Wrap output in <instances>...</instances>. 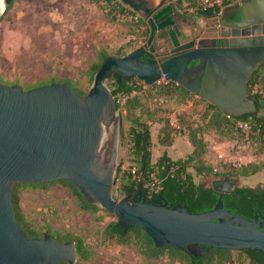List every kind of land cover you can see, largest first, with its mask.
Here are the masks:
<instances>
[{"label":"water","instance_id":"1","mask_svg":"<svg viewBox=\"0 0 264 264\" xmlns=\"http://www.w3.org/2000/svg\"><path fill=\"white\" fill-rule=\"evenodd\" d=\"M144 13L151 36L124 58L104 61L85 96L70 84H50L24 92L18 86L0 84V264H76L74 242H60L45 234L30 238L20 225L13 202L12 185H45L71 182L91 204L117 217L126 234L142 229L159 247L187 250L201 257L206 248L231 251L255 250L264 254V219L248 220L224 208L222 198L212 211L191 214L186 206L168 209L152 205L140 192L136 201H120L113 195L119 130L106 166L104 137L117 104L107 82L136 78L148 86L173 82L207 101L230 118L257 113L249 96V82L264 66V0L239 4L240 22L219 21L213 34L182 41L173 5L152 8L146 0H120ZM6 0H0V19ZM197 30H194V33ZM210 31V30H209ZM169 33L173 49L159 56L155 34ZM223 42V46L218 43ZM151 56L148 60H144ZM193 62L198 64L191 66ZM226 181L216 190L229 194ZM264 189V186L259 188Z\"/></svg>","mask_w":264,"mask_h":264},{"label":"rangeland","instance_id":"2","mask_svg":"<svg viewBox=\"0 0 264 264\" xmlns=\"http://www.w3.org/2000/svg\"><path fill=\"white\" fill-rule=\"evenodd\" d=\"M161 1L176 8L180 23L188 19V23L182 24L187 29L201 32L208 27L209 22L197 16L198 7L203 6L201 0H192L196 6H192L189 0ZM228 1L231 6L245 0ZM157 4L153 8H157ZM128 9L136 15H125L121 17L120 24H114L90 0H15L13 8L5 10L0 19V84L18 86L27 92L45 85L67 83L80 96L87 95L94 81L100 51L122 58V55H129L149 41V33H144L149 32L151 26L144 13ZM136 17L144 19V24H136ZM160 42L154 39L153 44L159 47ZM164 51L165 48L160 47L158 53ZM261 73H264V67ZM165 83L155 84L151 90L148 85L143 86V91L134 94L138 97L137 115L150 125L154 158L164 152L172 159L188 158L192 151L189 135L199 129L198 136L208 146L203 159L213 165L216 172L223 174L224 167L240 170L242 165L264 161V156L257 154L256 145L231 141L216 132L210 125V103L194 95L185 104H180V99L161 93L160 85ZM142 84L145 83L140 82ZM123 104L124 101L121 107L117 104L115 122L119 130V145L113 195L120 201L128 198L119 192L123 172L133 165L128 136L130 122L126 120ZM260 114L264 115V110ZM166 121L171 123L174 131H178L172 132L173 143L169 147L160 144L161 130ZM189 172L192 173L193 169L190 168ZM226 181L222 176L195 177V183L206 186L217 182L223 186ZM237 184L255 189L263 187L264 166L256 174L249 170L248 175L237 178ZM15 192L24 222L37 235L36 238L50 234L59 241L73 237L83 241L87 259L77 257L76 263L180 264L171 262L168 257L148 260L141 253L144 248L139 239L131 238L130 242L121 243L117 237H111L107 234L108 227L117 222V217L104 211L94 213L84 209L74 189L61 181L43 186L19 184ZM129 200L131 202V197ZM249 263L245 255L235 253L234 262L226 264Z\"/></svg>","mask_w":264,"mask_h":264},{"label":"trees","instance_id":"3","mask_svg":"<svg viewBox=\"0 0 264 264\" xmlns=\"http://www.w3.org/2000/svg\"><path fill=\"white\" fill-rule=\"evenodd\" d=\"M90 1L99 6L105 12L109 21L114 24H120L122 22L121 17L125 15H136L122 4L120 0ZM189 1L192 6H196L192 0ZM14 2L15 0H6L7 11L13 8ZM229 4L230 2L228 0H223V4L220 6H199L197 16L198 18L209 19L223 14L227 21L237 20L238 17L231 16L229 13L232 9L238 7L240 11L238 14H241L242 10L239 4L231 6ZM137 22L136 24L142 25L144 24V19L139 18ZM148 33L150 38L151 30L149 32L146 31L144 35H148ZM126 56L127 54H124L121 57L124 58ZM109 58L111 56L106 51H100L98 53L99 64L94 69L95 74L100 69L102 63ZM263 67H258L249 82V96L256 103L257 113L245 115L240 118H230L218 108L210 105V109L212 110L210 125L214 127L216 132L221 137L231 141L248 143L252 146L256 145L259 156H264V115L260 114L264 110V73H261ZM140 82L142 81L136 78L126 79L113 76L107 84L118 107H121V102L124 101L123 106L127 112L126 120L130 122L128 136L131 145L130 150L133 157V165L127 171L123 172L119 188L120 194L125 197H129L130 195L139 197L142 191L143 197L152 205L159 206L167 203L168 209L176 206H186L191 214L212 211L219 199L222 198L224 208L232 214L248 220H255L256 218L264 219V189L241 187L237 184V178L242 175H248L249 170H251V174L259 172L264 166V161L260 164L242 165L240 170L232 166L229 169L228 167H224L225 172L223 174L216 172V168L206 163L203 159V155L206 153L208 146L206 141L198 136L199 129L198 131L191 132L189 135V143L192 145L193 150L188 158L175 160L167 153H164L156 161H153V140L150 125L143 120L141 115H137L136 111L138 108V97L134 96V94L143 91V86H147L145 84L140 85ZM155 87L156 85L149 86V89L151 90ZM255 87H257V91L254 92ZM160 88L164 96L180 99V104H185L194 97L188 90L173 82H166L160 85ZM206 116H204V119H206ZM153 122L159 121L154 120ZM174 130L169 121L164 123L160 136L161 145L168 147L172 145L173 139L171 138V134L172 132H178ZM190 168L193 169L192 173L189 172ZM196 176H222L223 180H227L232 186L230 193L221 195L216 190L217 187L221 186V182L209 186L197 184L195 183ZM61 182L74 189L84 209L91 210L94 213L103 211L98 206L88 203L71 182ZM17 185L19 184L12 185V192L18 221L28 237L36 238L37 235L29 230L21 215L15 192ZM107 234L111 235V237H117L121 243H128L131 238L139 239L144 248L141 253L148 260L168 257L171 262L180 264H226L233 263L234 254L238 253L245 255L250 262L249 264H264V254L255 250L231 251L207 247L206 254L198 257L186 249L178 250L159 247L142 229L132 228L125 234L118 227L117 222L108 227ZM60 241L62 243L73 241L76 243L77 257L87 259L84 243L80 238L73 237Z\"/></svg>","mask_w":264,"mask_h":264},{"label":"flooded vegetation","instance_id":"4","mask_svg":"<svg viewBox=\"0 0 264 264\" xmlns=\"http://www.w3.org/2000/svg\"><path fill=\"white\" fill-rule=\"evenodd\" d=\"M147 1V0H146ZM148 2V4L150 5V2L149 1H147ZM161 8V7H160ZM160 8H158V10L160 9ZM238 13H240V11H239V7L238 8H234V9H232L231 11H230V13H229V15H231V16H235L236 18L238 17V19L237 20H234V21H231V22H240L241 21V17H242V12H241V14H238ZM221 16H220V18H219V21H221L222 19H225L224 18V15L223 14H220ZM215 17V16H214ZM214 17H212V18H209V19H206L207 20V22H209L208 23V27L205 29V30H203V31H201V32H193V35H192V37H191V40H200L201 38H202V35H204V34H213L214 32L212 31L214 28H218V29H220L221 27H220V25L218 26V27H215V25H216V22L213 20L214 19ZM148 20V19H147ZM148 22H149V20H148ZM230 22V21H229ZM149 24H150V22H149ZM210 30V31H209ZM159 35H161V33H159V32H157L156 34H155V36H154V38L155 39H159V40H161V42H160V45H159V47H156L157 48V50H159V48L160 47H162V48H165V50L166 51H164L163 53H160V55L159 56H162V55H165V54H169L171 51H172V49H173V46H172V39H171V37H170V34L169 33H166V34H163L161 37L159 36ZM150 36H151V33H150ZM218 45L219 46H223L224 45V43L223 42H219L218 43ZM149 58H151V56H147L144 60H148ZM196 64H198L197 62H193L192 64H191V66H194V65H196ZM115 76H117V75H115ZM225 182H223V184H224ZM260 190H262V189H260ZM129 197H131V201H136V200H138V198L139 197H136L135 195H130ZM161 204V203H160ZM44 237V236H43ZM76 244V243H75Z\"/></svg>","mask_w":264,"mask_h":264},{"label":"crops","instance_id":"5","mask_svg":"<svg viewBox=\"0 0 264 264\" xmlns=\"http://www.w3.org/2000/svg\"><path fill=\"white\" fill-rule=\"evenodd\" d=\"M148 1V0H147ZM150 1V0H149ZM157 3H159V4H157ZM158 5L157 6V8L158 7H163V6H165L164 4H165V1H161V0H151V3H150V7H154L153 5ZM156 7V6H155ZM174 7V6H173ZM175 9V14H174V16H175V21H176V26H177V28L179 29V31H180V36L178 35V38L180 39V40H184V41H188V40H190L191 39V37H192V35H193V32H194V30H196V29H191V30H189V29H187L185 26H182V24H184L185 25V23H188L187 21H188V19H183V20H181L182 22L180 23L179 22V19H178V14H177V12H176V8H174ZM191 150H193V147H192V145H191ZM192 151H190V153H191ZM164 153H167V152H164ZM168 154V153H167ZM169 155V154H168ZM160 157V156H159ZM159 157H157V158H154V152H153V161H156ZM181 159V158H180ZM176 160V159H175Z\"/></svg>","mask_w":264,"mask_h":264},{"label":"bare ground","instance_id":"6","mask_svg":"<svg viewBox=\"0 0 264 264\" xmlns=\"http://www.w3.org/2000/svg\"><path fill=\"white\" fill-rule=\"evenodd\" d=\"M115 122H116V113L112 114L110 123L106 129V134L104 137V144H105V148H106V166L109 167V150L110 147L112 146L113 143V139H114V129H115Z\"/></svg>","mask_w":264,"mask_h":264},{"label":"built area","instance_id":"7","mask_svg":"<svg viewBox=\"0 0 264 264\" xmlns=\"http://www.w3.org/2000/svg\"><path fill=\"white\" fill-rule=\"evenodd\" d=\"M223 1V0H222ZM222 1L221 0H201V3L203 4V6L205 7H211L214 5H222ZM135 19H138L137 17Z\"/></svg>","mask_w":264,"mask_h":264}]
</instances>
